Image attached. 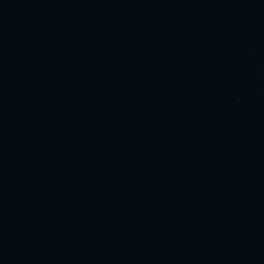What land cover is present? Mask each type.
I'll list each match as a JSON object with an SVG mask.
<instances>
[{"label":"water","instance_id":"95a60500","mask_svg":"<svg viewBox=\"0 0 264 264\" xmlns=\"http://www.w3.org/2000/svg\"><path fill=\"white\" fill-rule=\"evenodd\" d=\"M0 264H264V0H0Z\"/></svg>","mask_w":264,"mask_h":264}]
</instances>
